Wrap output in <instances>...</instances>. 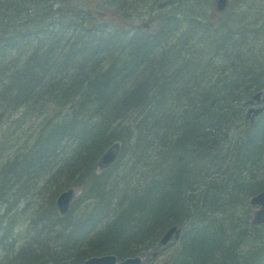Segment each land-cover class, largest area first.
<instances>
[{
	"label": "trees",
	"instance_id": "16d2710c",
	"mask_svg": "<svg viewBox=\"0 0 264 264\" xmlns=\"http://www.w3.org/2000/svg\"><path fill=\"white\" fill-rule=\"evenodd\" d=\"M199 1L151 0L145 26L125 0H0V264L152 257L172 226L167 264H264V0L194 38ZM69 188L92 210L59 214Z\"/></svg>",
	"mask_w": 264,
	"mask_h": 264
},
{
	"label": "rangeland",
	"instance_id": "374dc122",
	"mask_svg": "<svg viewBox=\"0 0 264 264\" xmlns=\"http://www.w3.org/2000/svg\"><path fill=\"white\" fill-rule=\"evenodd\" d=\"M125 5L129 6L132 9L130 11L134 12V14H132L133 16L131 19L137 23V24H141V23H151V16L153 14V9L151 8V0L149 2V0H125ZM232 0H229V5L227 8L228 11L226 13H221L218 17L216 18L217 20L220 19L221 17L225 16L227 18V20H232V15L237 14L239 12V8L237 6L238 1L237 0H233L234 3L231 2ZM231 3L233 5H231ZM56 7V5L54 6ZM195 9L193 11L190 12V15H192L193 17H196L199 19V23L198 26L200 29H194V31L192 32V36H194V38L201 36V34H203V29L205 22H207L210 19H214L213 18V14H214V0H200L198 2V4L194 5ZM248 10L247 13H251V11H249V8H246ZM245 10V9H244ZM242 12H246V11H242ZM246 13V14H247ZM249 15V14H248ZM251 17V16H250ZM214 19V20H216ZM184 31L183 27H181L180 29L176 30L175 35L180 36L181 33ZM195 48H198V45L195 46ZM218 68L215 67L213 68V71L217 70ZM261 93H264V90L260 91ZM262 99L260 98V100H258L255 104H249L248 109L251 108L250 110V114H254L256 112V107L261 106V103L263 101H261ZM251 115V117H252ZM118 144H120L119 141H117ZM261 169H259V172H263L264 171V164H261ZM98 170H101V168L99 167ZM135 183V181H134ZM81 194L80 190H76L73 189V196L70 202V207L72 209V215H76L79 216L81 213L84 212H89L92 210V206L89 205L90 202H92V200L88 199L87 201L84 202H80L78 201V197ZM250 203L253 205L252 208V213H251V222H256L259 226H264V221L258 220L257 219V215L259 213V211L263 208L261 201L257 198V196H254L252 198H250ZM56 205V204H55ZM90 206V207H89ZM58 210V209H57ZM59 214L60 211L58 210ZM25 219V218H23ZM97 228H100L97 227ZM177 233L179 235L180 232V228H176ZM253 230V229H251ZM29 230L27 229V225L24 221H22L20 223V225L15 229L14 234L19 235V234H25L27 233ZM165 231L162 233L161 237L164 235ZM177 236H175V234H172V236L170 237V239L168 240L167 244L170 243L168 250H166L163 253H159L156 255H153L152 257H147L143 255V263H147V264H167L168 263V259L170 258V255L172 254V250L177 246ZM10 236V235H9ZM20 236V235H19ZM23 242V241H22ZM84 243V242H83ZM87 248V246L82 245L80 246L81 250L82 248ZM2 253H0V259L2 258Z\"/></svg>",
	"mask_w": 264,
	"mask_h": 264
},
{
	"label": "water",
	"instance_id": "95a60500",
	"mask_svg": "<svg viewBox=\"0 0 264 264\" xmlns=\"http://www.w3.org/2000/svg\"><path fill=\"white\" fill-rule=\"evenodd\" d=\"M215 3H216L217 11H221L226 7L227 0H216ZM259 96L260 93H256L254 97L258 98ZM118 148L119 146L117 143L111 145V147L100 157L98 164L103 167L113 162L118 153ZM71 196H72L71 189L64 190L60 192V194L58 195L56 199V204L61 212H65L67 210ZM257 197L263 204V209L261 210L258 217L264 219V192H260L257 195ZM177 231L178 230H176L174 227H171L164 234L161 241L163 243L167 242V240L172 236L173 232H176V235L178 234ZM79 264H142V257L140 255H135V256H128L122 260H118L115 254H102V255H95L86 258L84 261H82Z\"/></svg>",
	"mask_w": 264,
	"mask_h": 264
},
{
	"label": "bare ground",
	"instance_id": "6f19581e",
	"mask_svg": "<svg viewBox=\"0 0 264 264\" xmlns=\"http://www.w3.org/2000/svg\"><path fill=\"white\" fill-rule=\"evenodd\" d=\"M257 49V48H255ZM254 50V49H253ZM260 91V90H259ZM257 102V98H252L251 100H249V104H255ZM264 105V104H263ZM262 108V106L260 107ZM260 110V109H259ZM111 146H109L108 148H106L98 157V162H99V159L100 157L110 148Z\"/></svg>",
	"mask_w": 264,
	"mask_h": 264
}]
</instances>
